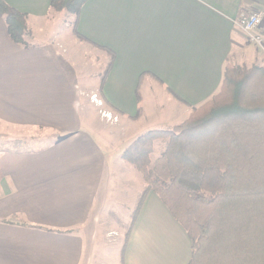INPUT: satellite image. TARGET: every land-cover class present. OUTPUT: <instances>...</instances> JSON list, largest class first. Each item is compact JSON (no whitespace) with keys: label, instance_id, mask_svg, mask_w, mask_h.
<instances>
[{"label":"crops","instance_id":"obj_1","mask_svg":"<svg viewBox=\"0 0 264 264\" xmlns=\"http://www.w3.org/2000/svg\"><path fill=\"white\" fill-rule=\"evenodd\" d=\"M3 1L26 16L30 38L13 43L0 15V133L41 131L49 142L0 151V264H113L106 236L124 216L129 228L145 189L122 151L210 100L227 63L264 69L235 24L264 14V0H88L70 35L51 0ZM121 253L123 264H188L191 242L149 192L119 264Z\"/></svg>","mask_w":264,"mask_h":264},{"label":"trees","instance_id":"obj_2","mask_svg":"<svg viewBox=\"0 0 264 264\" xmlns=\"http://www.w3.org/2000/svg\"><path fill=\"white\" fill-rule=\"evenodd\" d=\"M87 1L51 0L50 10L72 15L75 31ZM0 15L11 41L28 48L26 16L3 0ZM160 141L161 153L153 157ZM121 160L145 185L130 211L125 238L153 192L191 242L188 264H264L262 67L227 63L210 100L192 108L181 123L139 135L122 151Z\"/></svg>","mask_w":264,"mask_h":264},{"label":"rangeland","instance_id":"obj_3","mask_svg":"<svg viewBox=\"0 0 264 264\" xmlns=\"http://www.w3.org/2000/svg\"><path fill=\"white\" fill-rule=\"evenodd\" d=\"M54 18L57 20V26L63 30H66V32L70 35L71 29L73 27V20L74 17L72 15L67 14L66 12H54L52 11ZM106 58L107 63L108 60H110L109 54L106 52ZM234 66V65H232ZM246 68H249L248 66H244ZM100 113V111H99ZM162 129V128H161ZM164 129V128H163ZM7 140H13L14 143H8L6 145ZM20 141V142H18ZM49 142V138L47 136H44L41 131H15L9 135L5 133H0V151L6 150V149H16V150H31L36 147H39L42 144H46ZM164 142L160 141L157 142L155 151L153 154V157L158 156L161 153L162 147ZM134 174L142 180L141 176L136 172L133 171ZM142 184L143 180L141 181ZM124 212H129L128 210L122 209ZM127 216H124V218ZM123 218V219H124ZM123 219H117V221L112 222L111 228L115 231L110 234H108L105 241L104 246V252L106 254V260L113 263V264H119V255H120V249L123 244V241L125 239L126 232L128 231V226H126L125 221H122ZM122 221V224L120 222Z\"/></svg>","mask_w":264,"mask_h":264},{"label":"built area","instance_id":"obj_4","mask_svg":"<svg viewBox=\"0 0 264 264\" xmlns=\"http://www.w3.org/2000/svg\"><path fill=\"white\" fill-rule=\"evenodd\" d=\"M235 24L243 31L247 41L257 47L264 55V14L260 12L248 15L242 14L236 19ZM90 100L97 107L102 108L103 104L96 95H92ZM100 116L108 123L118 121L117 116L109 111H100Z\"/></svg>","mask_w":264,"mask_h":264}]
</instances>
